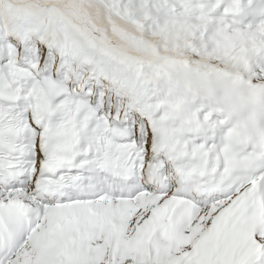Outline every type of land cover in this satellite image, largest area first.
I'll use <instances>...</instances> for the list:
<instances>
[{
	"label": "snow or ice",
	"instance_id": "snow-or-ice-1",
	"mask_svg": "<svg viewBox=\"0 0 264 264\" xmlns=\"http://www.w3.org/2000/svg\"><path fill=\"white\" fill-rule=\"evenodd\" d=\"M0 264H264V0H0Z\"/></svg>",
	"mask_w": 264,
	"mask_h": 264
}]
</instances>
